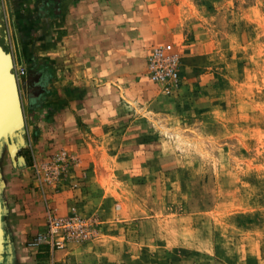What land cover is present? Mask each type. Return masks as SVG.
<instances>
[{"label": "rangeland", "instance_id": "obj_1", "mask_svg": "<svg viewBox=\"0 0 264 264\" xmlns=\"http://www.w3.org/2000/svg\"><path fill=\"white\" fill-rule=\"evenodd\" d=\"M5 1L21 87L35 67L17 57ZM181 2L177 35L159 46L179 56L172 93L157 85L142 99L149 88L119 90L110 110L119 119L109 138L116 152L92 174L62 149L32 162L33 176L53 193L68 194L78 170L92 195L78 190L82 207L65 216L47 208L46 228L25 257L48 246L71 264H264V0ZM51 218L88 228L60 230V244L38 241Z\"/></svg>", "mask_w": 264, "mask_h": 264}, {"label": "crops", "instance_id": "obj_2", "mask_svg": "<svg viewBox=\"0 0 264 264\" xmlns=\"http://www.w3.org/2000/svg\"><path fill=\"white\" fill-rule=\"evenodd\" d=\"M5 5L17 57L21 63L30 58L28 67H35L29 72L31 79L20 87L27 142L21 155L26 164L16 167L8 151L7 158L0 157L4 221L13 259L20 264H33V259L39 264H71L59 260L48 246L37 248L32 259L25 257L26 251L46 228L47 208L65 216L73 206L80 207L75 196L78 190L86 193L82 180L89 177L82 173L96 172L115 150L109 138L117 133L112 126L119 119L110 110L123 97L119 90L149 88L140 92L142 99L154 92L157 85L148 75L146 56L177 35L178 15L173 13L182 2L6 0ZM43 84L39 99L35 92ZM60 149L73 154L77 168L84 171L77 170L68 194L53 193L31 171L32 162L37 166ZM89 202L84 201L85 206Z\"/></svg>", "mask_w": 264, "mask_h": 264}, {"label": "water", "instance_id": "obj_3", "mask_svg": "<svg viewBox=\"0 0 264 264\" xmlns=\"http://www.w3.org/2000/svg\"><path fill=\"white\" fill-rule=\"evenodd\" d=\"M25 113L20 93L17 70L0 0V157L4 147L16 167L26 164L20 153L26 147L24 136ZM5 205L0 181V264H13V251L5 226Z\"/></svg>", "mask_w": 264, "mask_h": 264}, {"label": "built area", "instance_id": "obj_4", "mask_svg": "<svg viewBox=\"0 0 264 264\" xmlns=\"http://www.w3.org/2000/svg\"><path fill=\"white\" fill-rule=\"evenodd\" d=\"M148 75L153 83L158 85L164 94H170L178 86L181 76L179 67V56L170 54L169 49L165 47L154 48L148 56ZM20 74L25 73V69L18 70ZM62 161H67L68 155L62 153L60 158ZM48 168V167H47ZM88 228V223L81 219H69L66 221H58L51 218L48 225V234L38 237V241L44 243L54 242L56 244L62 243L57 241L59 231L64 229H71L72 231L84 232L83 229Z\"/></svg>", "mask_w": 264, "mask_h": 264}]
</instances>
